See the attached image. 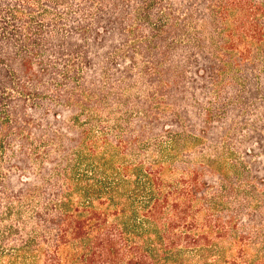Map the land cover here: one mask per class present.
<instances>
[{
  "label": "trees",
  "instance_id": "obj_1",
  "mask_svg": "<svg viewBox=\"0 0 264 264\" xmlns=\"http://www.w3.org/2000/svg\"><path fill=\"white\" fill-rule=\"evenodd\" d=\"M262 153L264 0H0V264H264Z\"/></svg>",
  "mask_w": 264,
  "mask_h": 264
},
{
  "label": "rangeland",
  "instance_id": "obj_2",
  "mask_svg": "<svg viewBox=\"0 0 264 264\" xmlns=\"http://www.w3.org/2000/svg\"><path fill=\"white\" fill-rule=\"evenodd\" d=\"M217 155H219V156H220V155H221V153H220V152H218V153H217ZM260 157H264V153H262V154L260 155Z\"/></svg>",
  "mask_w": 264,
  "mask_h": 264
}]
</instances>
